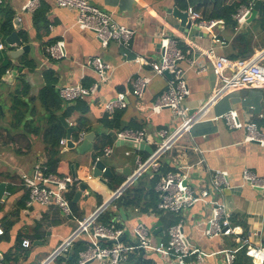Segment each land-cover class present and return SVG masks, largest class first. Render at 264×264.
<instances>
[{
	"label": "crops",
	"instance_id": "1",
	"mask_svg": "<svg viewBox=\"0 0 264 264\" xmlns=\"http://www.w3.org/2000/svg\"><path fill=\"white\" fill-rule=\"evenodd\" d=\"M29 1L2 0L0 6L2 41L0 69L6 65L10 66L2 77L4 83L0 85V184H6L8 196L6 201H0V226L4 231L0 236L1 264H41L74 232L79 220L92 216L112 198L114 192L99 179L92 177V168L97 159L100 158L115 174L110 182L114 190H117L127 179L123 171L132 173L135 171V157L147 159L151 156L150 151L157 149L160 139L155 136L156 132L162 129L174 130L179 124V120L173 117L169 109L158 115L152 114L149 110L168 88L170 79L164 75L156 76L150 66L140 67L133 62L134 59L142 57L148 61L159 60L162 37L173 36L178 47L186 54V61L181 63V68L185 71L190 91L186 105L190 109V114H194L210 100L215 89L220 86L207 57L209 50L213 49L215 56L228 61L252 58L264 50V24L260 20L264 0H261L262 6L254 20L247 21L244 25L216 18V14L213 15L216 0H202L194 6L206 20L224 22L214 29V34L224 44L215 43L212 34L199 28L195 29L196 25H192L189 31L183 27L180 20L175 17L174 11L177 9L186 12L187 9L182 8L178 0H90L96 8L112 14L118 24L135 31L130 50L116 43H111L106 49L102 48L92 31L77 26L76 10L58 7L54 0H42L40 7L33 13L26 9ZM221 1L223 5L218 9L243 2L237 12L252 2ZM186 2L188 7L191 6L190 0ZM37 11L44 14L38 17V20L42 21L40 27L35 24L34 16ZM235 14H232L234 21ZM8 15H12L13 18L11 34L16 31L14 21L20 19L21 25H17L19 26L17 34L23 45L30 46L29 52L14 54L19 47H9L4 42L6 37L3 28ZM42 23L47 26V30ZM60 41L65 43L66 58L54 60L49 56L48 49ZM90 57H100L114 69L110 80L98 88L96 95L86 101L90 107L85 118L90 126L94 127L93 132L97 134L93 148L90 152L80 155L77 152L79 136L77 140L72 136L76 148L66 150L68 144L66 134L53 149L46 142L48 137L46 141L44 139L49 118L42 108L39 97L50 87L59 92L64 86L81 84L90 87L97 83V74L85 65ZM190 62L195 64L192 65ZM200 66L206 70L199 73ZM136 76L151 78V84L142 100L133 95L128 96V107L121 110L124 114L119 113L117 124L124 126V129L144 130L152 134L154 143L147 144L148 146L141 150L130 147L128 143L115 142L114 137L118 130L106 129L105 124L101 122L107 114L104 110L105 102L120 92L129 91L128 80ZM22 81H26L27 86L23 85ZM16 104L20 105L19 108L26 115L21 122L13 117L12 110ZM66 104L64 105H71ZM230 111L238 113L239 120L244 125L243 129H232L226 120L221 118ZM58 115L63 117L60 113ZM81 116V113H75L66 120L74 127L76 120ZM216 117L220 119H215ZM251 123H255L264 134V88H243L215 101L209 107L205 118L196 123L190 133L183 136L164 156L162 164L164 166L165 163V166L161 169L168 174L185 172L184 169L191 168L188 183L196 189L209 186L211 171H227L230 188L226 189L219 199L231 210L232 222L242 229L244 236L264 247V196L260 191L244 185L242 180L245 169L264 177V146L246 140L245 127ZM100 134L112 136L113 141L106 147L113 148L112 155L104 156V151L99 153L96 149V145L101 146ZM64 140L66 144H62ZM55 151L57 154L54 156ZM127 152L130 153L129 156L126 155ZM57 157L59 158L57 173L69 182L75 181V185L70 184L69 190V194L75 191L72 201L75 219H66L55 204L49 206L31 204L29 193L23 186V176L31 175L36 163L43 161L49 165V161L52 158L55 161ZM75 164H79V168L74 170L76 175L74 179L72 166ZM82 182L86 185L85 191L80 189ZM154 185L155 183L150 184L148 195L143 197L141 205L151 201L157 204V200L159 204L157 185ZM107 210L113 211V222L118 221L115 226L126 230L123 243L127 246H135L133 229L139 222L150 229L160 222L165 232L164 241L167 239V230L153 208H149L145 213H140L137 208L124 210L126 220L115 217L116 202L104 212ZM177 216L184 222L183 229L187 241L207 255L203 261H197L195 256L189 257L186 260L187 264H224L223 251L238 248V244L230 238L208 239L202 236L204 225L200 223L211 216L208 205L197 204ZM153 239L156 243L154 236ZM79 241L87 242L86 236L76 242ZM74 246L67 257L70 260ZM242 250L245 249L239 252ZM143 254L156 264H177L175 260L163 258L157 253ZM129 261L123 264H128ZM57 264L68 263L63 261ZM94 264L108 262L96 260Z\"/></svg>",
	"mask_w": 264,
	"mask_h": 264
},
{
	"label": "built area",
	"instance_id": "2",
	"mask_svg": "<svg viewBox=\"0 0 264 264\" xmlns=\"http://www.w3.org/2000/svg\"><path fill=\"white\" fill-rule=\"evenodd\" d=\"M54 1L58 7L76 10L78 12L77 26L92 31L102 48L106 49L111 43H116L126 50L131 49L135 31L118 24L112 14L96 8L90 3V0ZM41 2L42 0H30L26 9L34 13L40 7ZM1 4L2 0H0V6ZM252 10L253 4L251 2L249 6L241 7L235 14L234 19L239 25H244L248 21ZM186 12L192 25H196L200 30L212 34L215 43L224 44L214 34V29L223 25V21L206 20L193 6H189ZM1 49L2 45L0 46ZM160 51L161 57L157 61H148L145 58L138 57L133 62L139 64L140 67L150 66L156 76H163L165 72L172 76L168 88L155 100L149 110L152 114L158 115L165 109H169L173 117L179 120V124L174 130L162 129L156 132L155 136L160 139V143L149 158L135 157L136 169L125 181L123 194L146 172H160L164 156L183 136L190 133L196 123L205 118L209 107L215 101L243 88H264V50L252 58L228 61L215 56L213 49H211L207 52V57L213 66L220 86L215 89L212 97L205 105L198 109L196 113L190 114V109L186 105V99L190 91L185 71L181 68V63L186 61V54L178 47L173 36L162 37ZM48 53L54 60L65 59V43L63 41L57 42L48 49ZM190 63L195 64V62ZM85 65L94 70L98 76V82L90 87L81 84L61 87L59 95L63 101L73 104L78 100L96 95L98 88L110 80L114 71L113 67L100 57H90ZM205 70V67H199V73ZM150 84L151 78L146 76L130 78L128 80L130 92H120L116 97L105 102V112L109 116H113L118 110L127 109L129 95L142 100ZM221 118L225 119L227 125L232 129L244 128L236 111H230ZM215 119L220 118L216 117ZM245 130L247 141L264 146V134L259 131L255 123L248 124ZM85 135V133L79 135L78 144L83 142ZM151 135L144 130L125 129L116 132L115 142L151 145L154 143V137ZM62 144H66V140ZM112 153V147L105 148L103 152L104 156H110ZM126 155L129 156L130 153L127 152ZM97 160H100V158ZM190 169H184L185 172L168 173L161 176L156 188L159 196L158 209L165 213L181 215L197 204L208 205L211 216L205 222L200 223L204 225L202 236L208 239L230 238L238 244V248L235 250L223 251L224 264H235L237 254L241 249L246 250V254L253 264H264V247L253 243L250 238L244 236L242 229L233 224L231 210L225 202L219 199L224 191L230 188L229 173L224 170L211 171L209 186L196 189L188 183ZM242 180L244 185L260 191L264 196V177H259L250 169H245L242 173ZM23 186L29 193L31 204L36 203L41 206L55 204L66 219H75V214L67 197L71 186L70 182L50 172L47 163L43 161L36 163L33 173L23 176ZM119 195L118 192L113 194L112 204L116 202ZM107 208H100L92 216L79 220L74 232L41 264H57L56 260L63 257L64 254L68 255L75 242L84 236L87 238L88 248L81 253L79 261L75 264H87L93 259L95 261H107L108 264H123L129 260L131 253L136 250H143L144 253L160 254L163 258L175 260L177 264H187L186 260L193 256L197 258V261H203L207 256L187 241L183 221H179L178 224L167 230V239L162 242L160 247L155 243L151 229L144 223L139 222L133 229V236L140 245L127 246L123 242H119L125 236L126 230L115 226L118 221L113 222L110 226L98 223L99 217ZM3 234L4 231L0 226V236ZM107 241H113L114 243L109 245Z\"/></svg>",
	"mask_w": 264,
	"mask_h": 264
},
{
	"label": "trees",
	"instance_id": "3",
	"mask_svg": "<svg viewBox=\"0 0 264 264\" xmlns=\"http://www.w3.org/2000/svg\"><path fill=\"white\" fill-rule=\"evenodd\" d=\"M201 1L202 0H190L189 5L194 7L195 5L200 3ZM178 2L181 4L182 8H186V9L188 8V3L186 2V0H178ZM241 3H243V2H241ZM241 3L237 2L236 4H233L232 6L227 5V6H224L222 9H218V8H221V6L223 5V2L221 0H216L214 3L215 4V10L213 11V15L215 13L216 18L225 19L226 21H230V22H233L235 24L237 21L233 20L232 14H235L237 12V9L242 5ZM244 3H246V2H244ZM194 9L196 10L195 7H194ZM40 15H44V14L43 13L41 14L40 11H37L35 13V16H34L35 17V24H36V26H39V27H40V24L42 22V21L38 20V17ZM213 15H212V17H213ZM12 19H13L12 15L6 16V21H5L4 28H3V32H4L6 38L12 32V28H13ZM260 20L264 24V7H263V13H262ZM43 26H45V29L47 30V26L45 24H43ZM9 67H10L9 65H6L2 69H0V85L4 83L2 80V77ZM22 82H23V85L25 84L27 86L26 81H22ZM18 98H19V95L17 97V100H18ZM39 100L42 102V108H43L45 114L49 118L48 130H47L46 137L44 139L46 141V138L48 137V141H46V142L48 143L49 146H52L53 149H55V147H57L59 145L60 140L62 138H64L67 134V130L63 126V124L61 123L58 113H60L65 119H70L75 113H81L82 116L76 120V124L74 126L75 128L78 129V133H74L72 135L75 140L78 139V136L81 133L88 134V133H91L94 131V127L90 126L89 121L87 120V118H85V115L89 112L90 106L86 103L87 100H90L89 98L78 100L74 104H71L69 106H65L64 104H66L67 102H65L61 99L59 92L57 90L50 87V88H47L46 90L43 91V93L39 97ZM19 107H20V105L16 104L13 107L12 111H13V117H15V119L18 122H21L23 119L26 118V115L23 113V111ZM120 112L122 114H124V111L118 110L117 112H115V114L113 116H109L107 114L104 116V118L101 120V122H103V124H105L106 129L118 130V131L125 130L124 126L122 127L121 125L117 124V119H118V115ZM0 117H1V113H0ZM99 136L102 137V142H100L101 146L96 145V149L100 153V152L104 151V149L113 140H112V136H110L109 134H100ZM56 154H57V151L54 152V156ZM58 162H59L58 157H57V160H55V161L52 158L49 161L48 166L50 168V172L61 177V175H59L57 173ZM164 166H165V163H164ZM164 166L162 164V167H164ZM161 173H165V171L163 169H161L160 172H155V173L150 172V171L146 172V174H144L131 188L127 189L124 192L123 200H122V207L126 211H130V209H136L137 208V209H139L138 211L140 213L141 212H144V213L148 212L149 208H153V210L155 211V214L159 215L161 221L163 222L164 228L166 230H168L170 227L178 224V222L180 221L179 216H177L176 214H173V213H169V212L165 213V212L160 211L158 209V200H157V204H156V202L151 201V203L148 202L145 205H141V203L143 202V197L145 195H148L147 191L149 189L150 184L155 183L154 186H156L157 183L160 181V178L162 175ZM152 174H154V175H152ZM71 183H74V185H75V181L70 180V184ZM74 194H75V191H72V192H70V194L68 193V195H67V197L71 203V206L73 205L72 201L74 199ZM113 217H114L113 211L107 210L106 212L101 214V216L98 219V223L110 226L113 223ZM118 228H119V226H118ZM132 244L133 243H131V245ZM74 245H75L74 246V253L70 254V256H72V259L70 260L69 258L60 257L57 259V261L59 263H62L63 261H66V263H68V264L77 263L79 261V254L81 252L86 251V249L88 248V243L86 241H79V242H76V244H74ZM129 260L130 261L128 264H156L154 261H152V259L147 258L146 255L140 251L133 252L130 255ZM235 264H253V262L247 256L246 251L242 250V251L238 252Z\"/></svg>",
	"mask_w": 264,
	"mask_h": 264
},
{
	"label": "water",
	"instance_id": "4",
	"mask_svg": "<svg viewBox=\"0 0 264 264\" xmlns=\"http://www.w3.org/2000/svg\"><path fill=\"white\" fill-rule=\"evenodd\" d=\"M253 4V10L251 12V15L248 19V21H252L254 20V18L256 17L257 13L259 12L261 6H262V1L261 0H253L252 1ZM175 17L178 18L181 22V25L185 28H187V30H191L192 28V22L189 21L188 19V13L187 12H180L177 9L174 11ZM15 26H16V31L13 32L11 35H9L6 39H5V43L7 46L9 47H14L17 46L19 47V50H16L14 52V54H22L24 52H29L30 50V46L28 45H23V42L21 40V38L19 37V35L17 34V30L19 29V26L17 25H21L20 23V19L17 18L15 21ZM195 29H198V27H194ZM2 45V41L0 40V46ZM164 76H166L168 79H172V76L168 73L165 72ZM61 123L63 124V126L66 128L67 130V147L66 150L69 149H75L76 148V144L73 143L72 141V135L74 133H78V129L75 127H72L70 125V123L64 118L59 116ZM96 135L94 132L88 133L85 135L84 140L81 144L78 145L77 147V152L80 155H84L88 152H90L93 148V143L95 141ZM116 139V136L114 137ZM128 145L134 149H144L146 148V144H141V145H137L134 143H128ZM151 154H153V150L150 151ZM79 168V164H75L74 166H72V170H73V178H76V175L74 173L75 169ZM123 174L129 178L132 175V171H123ZM92 177L95 179H99L103 184H105L106 186H108V188L113 191L114 193L118 192L120 193V195L118 196V198L116 199V206H117V211L114 213L116 218L121 217L123 220H126V215H125V211L122 207V200H123V189H124V184L121 185L117 190H114L113 185L111 184L110 181H112L115 177V174L113 173V171L111 170L110 167H108L102 160H97V162L95 163L94 167L92 168ZM186 184V183H185ZM80 189L81 191H85L86 189V185L84 182H82L80 184ZM8 198V196L6 195V184L2 183L0 184V201H6ZM113 198H111L108 202H106L104 204L103 207H101V209H105L108 206H110L112 204ZM151 232L153 234V236L156 238V243L158 245V247H160V245L162 244V242L164 241L165 238V232L163 229L162 224L159 222L157 224H155L154 226H152L151 228ZM125 240V238H121L119 240V242H123ZM108 244H112L114 243L113 241H107ZM137 246L140 245L139 242H136ZM142 252L144 253V251L142 250ZM68 255L64 254L63 258H67ZM95 260H90L87 264H94Z\"/></svg>",
	"mask_w": 264,
	"mask_h": 264
},
{
	"label": "clouds",
	"instance_id": "5",
	"mask_svg": "<svg viewBox=\"0 0 264 264\" xmlns=\"http://www.w3.org/2000/svg\"><path fill=\"white\" fill-rule=\"evenodd\" d=\"M126 180H127V179H126ZM124 183H125V182H124ZM124 183H123V184H124ZM123 184H122V185H123Z\"/></svg>",
	"mask_w": 264,
	"mask_h": 264
}]
</instances>
